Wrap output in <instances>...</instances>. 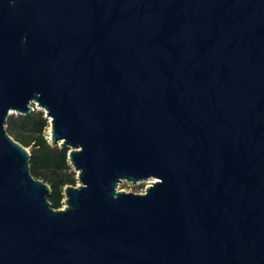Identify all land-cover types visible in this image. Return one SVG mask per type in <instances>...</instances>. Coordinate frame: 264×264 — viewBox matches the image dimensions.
<instances>
[{
	"label": "water",
	"instance_id": "obj_1",
	"mask_svg": "<svg viewBox=\"0 0 264 264\" xmlns=\"http://www.w3.org/2000/svg\"><path fill=\"white\" fill-rule=\"evenodd\" d=\"M34 104L63 208L6 128ZM0 264H264V0H0Z\"/></svg>",
	"mask_w": 264,
	"mask_h": 264
},
{
	"label": "trees",
	"instance_id": "obj_2",
	"mask_svg": "<svg viewBox=\"0 0 264 264\" xmlns=\"http://www.w3.org/2000/svg\"><path fill=\"white\" fill-rule=\"evenodd\" d=\"M8 132L23 145L33 146L31 150L32 173L49 183L52 193L49 200L55 208L61 207L64 188L68 184H77V172L70 164L68 148L49 142L44 127L46 118L44 111L35 109L28 114L9 115Z\"/></svg>",
	"mask_w": 264,
	"mask_h": 264
},
{
	"label": "rangeland",
	"instance_id": "obj_3",
	"mask_svg": "<svg viewBox=\"0 0 264 264\" xmlns=\"http://www.w3.org/2000/svg\"><path fill=\"white\" fill-rule=\"evenodd\" d=\"M34 106H35V109L43 111L36 104H34ZM10 115H19V113L18 112H13ZM44 117L46 118V125L44 127V133L46 134V137L48 138V140L50 142L49 136H51L50 131L52 129V124H51V120L46 116L45 111H44ZM7 126H8V124L6 122V128H7ZM27 148L31 151L33 149V146L30 145V146H27ZM151 180H153V178L133 183V182H129V181L124 179L121 182H119L117 187H118V189H123V190H126V191H132V192H136V193H143V192L146 191L147 187L151 184ZM79 183H80V181L77 178V184L76 185H78ZM64 206H65V193H64L63 199L61 200V207H59V208H63Z\"/></svg>",
	"mask_w": 264,
	"mask_h": 264
},
{
	"label": "bare ground",
	"instance_id": "obj_4",
	"mask_svg": "<svg viewBox=\"0 0 264 264\" xmlns=\"http://www.w3.org/2000/svg\"><path fill=\"white\" fill-rule=\"evenodd\" d=\"M13 112H15L14 110H12L11 111V113H13ZM51 120V119H50ZM49 138H50V140H51V136H49ZM151 178H153V180H151V183L154 181V180H156V178H154V177H151ZM150 179V178H149Z\"/></svg>",
	"mask_w": 264,
	"mask_h": 264
}]
</instances>
